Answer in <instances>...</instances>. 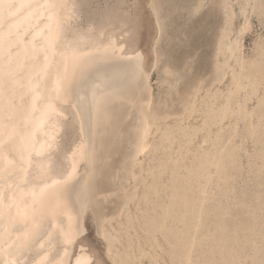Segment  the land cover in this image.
<instances>
[{
  "label": "bare ground",
  "instance_id": "bare-ground-1",
  "mask_svg": "<svg viewBox=\"0 0 264 264\" xmlns=\"http://www.w3.org/2000/svg\"><path fill=\"white\" fill-rule=\"evenodd\" d=\"M73 5V0H0V264H98L80 242L94 158L89 127L98 120L112 77L139 66L143 57L128 53L113 37L68 36ZM259 5L245 0L241 11L245 15ZM244 25L248 29L250 22ZM239 49L219 50V66L230 74L225 88L197 86L180 113L160 114L150 93L133 156L118 175L120 207L98 222L115 264H142L147 246L164 250L159 237L169 245V264H213L209 250L195 252L204 241L209 249L217 245L209 229L216 212L208 206L214 186L227 195L224 171L234 164L221 141L226 128L242 119L251 133L264 120L236 98L235 90L248 89L264 75L255 61L247 68L242 57L235 59L239 69L230 67ZM68 110L78 121L80 140L67 156L68 169L55 174L51 164ZM225 208L218 210L221 215ZM224 226L222 220L219 227ZM237 261L226 259L242 264Z\"/></svg>",
  "mask_w": 264,
  "mask_h": 264
},
{
  "label": "rangeland",
  "instance_id": "rangeland-1",
  "mask_svg": "<svg viewBox=\"0 0 264 264\" xmlns=\"http://www.w3.org/2000/svg\"><path fill=\"white\" fill-rule=\"evenodd\" d=\"M73 2L67 34L75 37L83 32L93 33L101 40L113 37L128 53L140 52L143 57L139 66L112 77L113 84L102 92L105 98L98 120L89 127L93 131L90 138L94 158L86 182L89 206L85 212L86 230L80 242L98 264H115L107 252V241L99 233L98 222L103 215L120 207L122 192L118 175L123 174V164L129 163L133 156L136 128L142 115L148 113L146 101L150 93L153 108L160 114L180 113L184 99L197 86L225 88L230 74H225L219 66L223 60L219 50L227 51L230 45L240 47L236 57L231 58L233 70L239 69L235 59L242 57L241 62L247 68L255 61L257 68L264 71V0H258L260 5L247 10L245 15L241 11L245 0ZM247 20L250 27L245 29ZM112 64L102 67L106 69ZM254 86H258L255 91L251 90ZM251 87L235 90L236 98L252 115H264V75ZM250 128L249 121L242 119L238 125L226 128L229 133L221 141L232 152L234 164L224 171L227 195L218 191L219 186H214L216 194L208 206L211 214L216 212L209 229L212 230L210 238L217 245L209 249L204 241L195 252L209 250L213 264H227L226 259L232 261V257L237 263L264 264V120L256 123L255 133ZM201 135L202 132L196 134ZM79 140L78 121L69 111L51 164L53 173L62 174L68 169L67 156ZM109 192L113 194L105 199L104 195ZM221 207H226L223 215L218 211ZM222 220L223 230L219 227ZM159 242L164 250L158 248L156 252L147 246L150 253L142 258V264H155L153 255L158 256L156 264L170 263L169 245L163 237H159ZM78 250L76 245L74 253Z\"/></svg>",
  "mask_w": 264,
  "mask_h": 264
}]
</instances>
